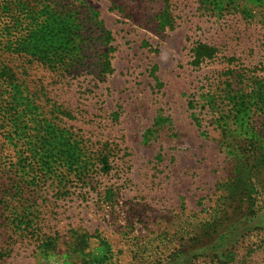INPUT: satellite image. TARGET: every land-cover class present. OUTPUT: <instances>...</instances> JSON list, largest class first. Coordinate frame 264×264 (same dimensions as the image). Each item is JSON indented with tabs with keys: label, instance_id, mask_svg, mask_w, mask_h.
I'll return each mask as SVG.
<instances>
[{
	"label": "rangeland",
	"instance_id": "rangeland-1",
	"mask_svg": "<svg viewBox=\"0 0 264 264\" xmlns=\"http://www.w3.org/2000/svg\"><path fill=\"white\" fill-rule=\"evenodd\" d=\"M51 3L80 25L49 38L66 70L9 51L26 30L0 18V106L24 101L15 145L0 129V264H264V0Z\"/></svg>",
	"mask_w": 264,
	"mask_h": 264
},
{
	"label": "trees",
	"instance_id": "trees-1",
	"mask_svg": "<svg viewBox=\"0 0 264 264\" xmlns=\"http://www.w3.org/2000/svg\"><path fill=\"white\" fill-rule=\"evenodd\" d=\"M40 2L42 0H0V18L4 16H10L16 28L26 30L20 36H17L16 40H10L7 48L9 51L13 53H26L31 54L33 56H38V59L42 62L46 63L47 57L53 53V56L56 57V63L59 64L60 68L66 70L71 67V64H68L64 61L61 53L60 57L57 58V52H50L46 48H56L53 44L54 41H51V38L55 36L58 37L57 44L59 45V49H68L71 36L77 34L78 28L80 27L79 21L73 20L74 18V10L69 9L68 7L62 8L55 6L49 1L48 6H45L46 3L41 5H37L35 2ZM39 12H44L47 16V19L43 21L39 25H35L33 21H31L30 17L35 16ZM27 17L29 20L27 26H25L24 22L20 18ZM8 30L9 27H8ZM75 32V34H74ZM34 41V42H33ZM51 58V57H50ZM64 66V68L62 67ZM12 70L10 68H4L5 73H9ZM21 98L14 95L12 97V101L9 102V106L3 108L0 106V129H4L3 132H8L6 130V124L11 123V127L13 131L8 132V137H12V143L15 145L14 137L16 130L19 129L18 125V107L24 104ZM7 134V133H6ZM238 144V143H237ZM237 144L230 145L232 148V152L235 154V167L233 172V177L224 184L225 186V196L222 197L223 205L227 207L228 204H235V214L238 215L239 211L242 209L241 204L244 201L246 195H248V191L252 183V172L249 170L248 165L245 164L243 159L240 157L241 147ZM235 149V150H233ZM240 158V159H239ZM106 161V160H105ZM223 186V185H222ZM12 187H17L14 183ZM216 232V230L214 231Z\"/></svg>",
	"mask_w": 264,
	"mask_h": 264
}]
</instances>
